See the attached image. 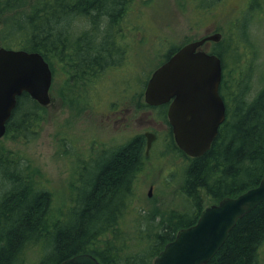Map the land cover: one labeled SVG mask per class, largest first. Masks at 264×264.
I'll list each match as a JSON object with an SVG mask.
<instances>
[{"label":"trees","instance_id":"16d2710c","mask_svg":"<svg viewBox=\"0 0 264 264\" xmlns=\"http://www.w3.org/2000/svg\"><path fill=\"white\" fill-rule=\"evenodd\" d=\"M131 1L36 0L6 22L0 40L9 49L40 52L52 69L53 60L61 62L64 70L71 67V90H79L85 99V89L123 55L114 34L121 29ZM204 1L199 6L210 9L212 5ZM25 2L29 0H0V17ZM258 5H264V0H250L252 16ZM246 31L249 40L250 31ZM224 42L208 52L223 63L226 120L210 150L198 158L187 156L170 132L168 151L184 161L167 181V187L177 186L163 211L134 207L135 182L145 159L144 140L139 136L85 164L75 181L72 204L55 213L53 194L39 179L40 170L3 141L6 137L28 144L40 131L37 127L46 108L27 93L20 96L0 140V264H60L82 253L92 254L101 264H153L182 228L197 222L208 207L205 196L217 204L258 186L264 176V86L254 92L255 69L247 67L243 54L237 68L231 73L226 69ZM231 45L240 55L233 34ZM181 47L170 49L166 60ZM263 246L264 202L238 220L207 264H261Z\"/></svg>","mask_w":264,"mask_h":264},{"label":"rangeland","instance_id":"374dc122","mask_svg":"<svg viewBox=\"0 0 264 264\" xmlns=\"http://www.w3.org/2000/svg\"><path fill=\"white\" fill-rule=\"evenodd\" d=\"M33 1L36 0H29L25 7L0 17V36L6 22ZM200 1L132 0L121 29L114 34L118 41L115 45L125 59L106 68L102 78L85 89L87 102L79 90H71L74 85L71 67L64 70L61 62L53 60L52 101L45 107L41 127H37L39 133L24 145L6 137L3 141L8 149L22 155L24 162H31L40 170L39 179L45 181L53 194L55 213L72 204L77 175L85 166L81 165L99 158L108 148L116 150L126 145L148 129L158 132L159 139L136 178L134 207L155 213L163 211L172 201L170 194L177 184L169 188L167 181L184 158L168 151L170 130L158 111L143 106L147 82L172 48L207 34L221 33L228 50L226 69L231 73L237 68L236 61L243 54L247 67L255 69L254 92L264 86V5H258L252 16L248 8L250 0H221L217 5L216 0H205L212 5L208 10L199 6ZM245 26L250 31L249 40ZM87 29L84 25V30ZM232 34L240 55L232 51ZM0 47H3L1 40ZM214 47L216 42L211 41L204 49L212 51ZM128 88L134 98L126 96ZM205 203L214 204L206 196ZM260 257L264 264V246Z\"/></svg>","mask_w":264,"mask_h":264},{"label":"water","instance_id":"95a60500","mask_svg":"<svg viewBox=\"0 0 264 264\" xmlns=\"http://www.w3.org/2000/svg\"><path fill=\"white\" fill-rule=\"evenodd\" d=\"M221 39V33L210 34L179 48L153 72L145 91L148 105L170 104L168 117L176 144L192 158L210 150L227 117L220 93L222 60L202 48L207 42L219 43ZM53 79V71L40 52L0 47V140L24 93L43 107L51 104ZM151 136L147 134L148 149ZM263 202L264 176L258 186L206 207L197 222L182 228L153 264L209 263L238 220ZM60 264L101 263L92 254L82 253Z\"/></svg>","mask_w":264,"mask_h":264},{"label":"flooded vegetation","instance_id":"af4514ba","mask_svg":"<svg viewBox=\"0 0 264 264\" xmlns=\"http://www.w3.org/2000/svg\"><path fill=\"white\" fill-rule=\"evenodd\" d=\"M117 45H118V41H117V43H116ZM121 48V47H120ZM124 59H125V55L124 56H121L120 58H118V60H116L117 61V63H116V65H118V63H122L123 61H124ZM162 65V64H161ZM160 65V66H161ZM159 66V67H160ZM153 74V73H152ZM223 75H224V70H223ZM152 76V75H151ZM151 76H150V78H151ZM149 78V79H150ZM149 81V80H148ZM148 83V82H147ZM221 85H222V83H221ZM147 87V86H146ZM130 89L128 88L127 89V97L128 98H134V94L133 93H130V91H129ZM220 93H221V86H220ZM222 96V95H221ZM222 98H223V100H224V103H225V106H226V108H227V100H226V98L224 97V96H222ZM144 100H145V98H144ZM52 101V100H51ZM145 105H147V107L148 108H150V109H152V110H157L158 111V113H159V115L163 118V120L165 121V123H166V126L169 128V130H170V132L172 131V127H171V125H170V122H169V117H168V110H169V106H170V104H164V105H160V106H151V105H148V104H146L145 103ZM158 120H160V119H158ZM159 125H163V122H161L160 121V124ZM148 133H151L152 134V136H151V139H152V143H151V147H150V149H148V141H149V139H148V137H147V134ZM141 137H143V149H144V154H145V159L146 158H148L149 156H150V154L155 150V144H156V142L158 141V139H159V134H158V132H156L155 130H152V129H148L147 131H145L144 132V134H142L141 135ZM108 149H110V148H108ZM163 151V149L161 150V152ZM102 156V155H101ZM144 159V160H145ZM143 163V162H142ZM86 164V163H85ZM85 164H83V165H81V167L82 166H84ZM80 176H82V171L80 172V173H78V175H77V177H78V180H79V178H80ZM153 188V187H152Z\"/></svg>","mask_w":264,"mask_h":264},{"label":"bare ground","instance_id":"6f19581e","mask_svg":"<svg viewBox=\"0 0 264 264\" xmlns=\"http://www.w3.org/2000/svg\"><path fill=\"white\" fill-rule=\"evenodd\" d=\"M228 51V50H227ZM119 64V63H118ZM84 160V159H83ZM82 161V160H81ZM140 172V171H139ZM134 178V177H133ZM135 181V180H134ZM82 182V181H81ZM133 184V183H132ZM131 195H132V193H131ZM131 215V214H130ZM129 216V215H128ZM130 217V216H129ZM142 217V216H141ZM131 218V217H130ZM126 224V223H125ZM118 226V225H117ZM144 233H146V232H144ZM152 235V234H151ZM139 236V235H138ZM130 237H132V236H130ZM151 241V240H150ZM135 242V241H134ZM133 243V242H132ZM146 244V243H145ZM111 246V245H110ZM143 246V245H142ZM135 247V246H134ZM133 248V247H132ZM138 248H140V247H138ZM135 250V249H134ZM116 251V250H115ZM119 252H121V251H119ZM131 252V251H130ZM133 252V251H132ZM129 254H131V253H129ZM141 254V253H140ZM126 255H127V253H126ZM121 256V255H120ZM129 258V257H128ZM127 258V259H128ZM132 258V257H131Z\"/></svg>","mask_w":264,"mask_h":264}]
</instances>
